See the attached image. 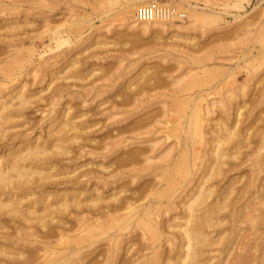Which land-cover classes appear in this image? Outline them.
I'll return each mask as SVG.
<instances>
[{"label": "rangeland", "instance_id": "374dc122", "mask_svg": "<svg viewBox=\"0 0 264 264\" xmlns=\"http://www.w3.org/2000/svg\"><path fill=\"white\" fill-rule=\"evenodd\" d=\"M127 1L0 0V101L11 89L28 100L8 109L14 114L10 119H5L8 110L0 112V159L5 161L14 150L20 153L22 143L16 135L28 134L44 149L39 157L45 158L41 166L47 169L42 186L33 194L27 191L20 206L46 197L44 204L65 205L51 213L53 220L40 202L33 203L24 217H1L0 249L5 247L12 255H44L40 242L46 232L48 241L67 242L46 254L59 264H106L111 253L118 261L124 259L127 246L133 249L147 240L142 238L143 225L119 229L123 218L118 213L123 210L102 217L98 224L83 225L87 229L80 236L74 234L82 228L75 225L79 217L96 218L99 214L92 211H102L126 196L135 204L153 205L160 230L158 235L145 230L144 237L156 239V251L173 254L178 251V227L187 215L183 203L211 164L213 130L222 121L231 124L234 106H240L239 128L251 125L243 141L247 146L240 151L260 145L264 150V0H155L185 15L155 20L158 31L141 30L146 22L136 18L137 7L148 1L137 3L133 16L122 11ZM186 2L197 7L194 24L185 22L193 18L185 10ZM130 19L135 21L128 24ZM54 27L67 43L45 52L49 42L45 32ZM27 49L33 55L25 54ZM61 84L65 91L57 96L54 89ZM201 93L205 97L192 106L191 99ZM224 98L231 101L222 103ZM62 115L75 127L60 131L62 124L55 126L53 118ZM195 117L203 136L194 139L193 154L186 153L193 170L169 192L172 195L163 196L159 182L169 164L183 155L177 140L185 139ZM63 134L67 138L59 142ZM174 172L170 168L167 173ZM250 174L251 166L244 162L204 182L212 185L213 195L228 197L227 206L216 214L219 223L205 229L212 238L203 247L205 262L218 264L229 247L235 252L240 242L251 240L250 264H263L264 221L252 228L235 222L231 213L233 205L246 204L253 193L239 189ZM260 194L254 201H264ZM38 216L47 221L46 227L38 225L33 238L22 235L34 230L26 225L36 224ZM62 230L68 237L59 236Z\"/></svg>", "mask_w": 264, "mask_h": 264}, {"label": "bare ground", "instance_id": "6f19581e", "mask_svg": "<svg viewBox=\"0 0 264 264\" xmlns=\"http://www.w3.org/2000/svg\"><path fill=\"white\" fill-rule=\"evenodd\" d=\"M137 7V9L143 5L152 2L153 0H130L125 3L122 8L123 13L130 14L137 3H143ZM181 1V0H176ZM155 2L159 7L168 10L165 14H152L149 17H144L141 19H137L143 22V25L140 27L141 30L145 31H158L159 27L156 24L155 20H170L169 18H174L173 16L184 18L185 15L180 12L175 13V9L170 6H164ZM188 12L193 17L192 19H186L185 22H193L199 18V13L196 11V8L191 5L189 2H186ZM200 8V7H199ZM185 13V12H184ZM129 15V16H130ZM237 16V15H235ZM201 17V16H200ZM134 19H130L128 24L134 22ZM142 23V22H141ZM149 23L151 26L147 29V24ZM140 24V23H139ZM160 24V23H159ZM45 35L48 39V45L45 46V52H50L53 48H57L59 45L63 44L67 41V38H64L61 35V30L58 28H50ZM41 36V35H40ZM67 43V42H66ZM53 44V45H52ZM25 54L31 56L33 55L32 49H27ZM43 55V54H42ZM64 81V80H62ZM65 85L61 84L55 87L54 93L58 95H63ZM142 88V87H141ZM144 89V88H143ZM142 89V90H143ZM9 95H7L4 99L0 101L1 111L10 109L11 106L18 105L24 106L28 100L24 97V94L20 91L15 93L14 89L9 90ZM204 94H199L194 99H191L192 106L198 105V102L204 98ZM13 98H17L15 102H12ZM231 99V98H230ZM222 103L230 102L226 98L221 99ZM236 112H234L235 118L232 120L231 124L228 125L225 121H222L217 125V128L213 130V134L215 135V145L209 153V156L212 157L211 164L206 168L203 176L201 177V181L190 195L186 197L185 202L183 203L184 209L183 211L187 212L186 219L183 224L178 227L177 230V238L178 244L177 248L173 254L169 253H161L160 251H156L155 240L152 238H145V230L149 232L155 231V234L158 235L160 230L159 226L155 225V221L158 218V214L153 211V205L150 202L135 204L134 201L131 200L130 196H126L124 199H118L115 203L108 204L102 211H92L94 215H98L96 218H92L91 216L79 217L76 220V226L82 227L79 232L75 233V236H80L81 232L85 231L87 228L85 226L95 225L99 223V220L104 216H110L116 214L119 210H123L118 213L123 218L122 227L119 228L121 230L132 229V226L141 228L143 225L145 230L142 232V238L147 240L146 242H141L136 247L131 249V245L127 246L124 251V259H120L118 261L117 255L112 254L105 258L106 264H146L145 260H150V264H154L160 262V264H210L208 261H204L201 259L202 252L204 250L203 247L209 245L212 241V238L208 235V232L205 230L207 228H211V226L219 223L218 215H216L221 209L227 206L228 197L222 193H218L213 195L212 185L204 186V182L213 177H218L224 171L228 172L232 169H235L238 165H241L244 162H248L251 166V174L248 175L242 182L239 189L243 190V193L246 192L247 188L253 190V193L250 195L248 202L244 205H233L231 209V213L234 214L235 222H244L251 226H256L257 224L264 221V201H254L255 198H258L261 194L264 193V150L260 151L263 145L260 147H249L246 151H240L242 146H247L243 144V141L247 139L248 128L240 129L239 123L241 122V112L240 106H234ZM13 110H8L7 117L10 119L14 114H12ZM194 112L199 111L197 108H193ZM55 120L54 125L57 127L59 125L62 126L60 131H63L66 127H75L72 125V122L66 117V115H62L61 118L54 117ZM191 120V117H190ZM189 130L185 132L184 140H177L178 145L183 151V155H181L178 159H175L173 163L169 164L168 170L164 172L163 179L159 182L160 187H163L161 191V195L165 196L169 192H174L176 187L183 181L189 177V174L193 170L194 162L190 159H187L186 153L193 154V142L197 139H201L203 136V132L201 130L202 125L197 118H194V124L188 125ZM189 133L192 134V138L189 136ZM18 141L22 143L21 151L16 152L11 151L8 153V157L5 161L0 159V220L1 217H5L6 215H19L24 217L26 215V210L33 208V203L40 202L42 206H44L43 211H46V215H49V218L53 220L51 213L58 210L65 209V205L61 204L59 206H51L52 203H46V198L39 199L36 202L29 203L27 206H20V201L22 198L29 195L30 192L33 194V190L35 188L42 186L40 182L43 176V171L47 169V167L41 166V162H45V158H40L39 154L44 149H39L40 145H34L33 141L29 140L28 134H17ZM59 138V142H64L67 138L66 134L61 135ZM195 139V140H194ZM196 140V141H197ZM13 144V143H11ZM190 144V145H189ZM188 146H191L188 148ZM227 146V147H226ZM58 148H61V145H57ZM19 149V148H18ZM23 150L25 152H23ZM254 153L253 158H250ZM186 157V158H185ZM184 158V159H183ZM180 159V160H179ZM225 165L228 166L225 169ZM103 167V166H102ZM46 168V169H45ZM175 170L173 174L167 173L169 169ZM167 169V168H166ZM263 174L261 175V173ZM244 175H240L239 178ZM206 178V179H204ZM231 183V181H230ZM159 187V188H160ZM227 189L233 191V188L230 184L227 185ZM255 188H257V195L254 194ZM260 190V191H259ZM30 191V192H27ZM3 195V198L1 196ZM169 195H172L169 193ZM213 197V199L208 202V198ZM251 199V200H250ZM90 204L94 203V200L89 201ZM253 204V206H251ZM30 212H34L33 210ZM38 222L36 224L26 225L23 224V227L29 228L33 227L34 230L24 231L22 235H27L29 238H33L36 230L38 229V225L40 228H44L47 225V221L43 219L42 216H38ZM85 225V226H83ZM170 226V225H168ZM166 226V229L169 228ZM211 232V231H210ZM59 236L68 237L66 234V230H62L59 233ZM153 234V233H151ZM50 235L48 233H43L42 237L44 238L43 242H40V248L43 249L44 255H23L22 252H16L15 255H12L13 252L6 251L5 247L0 249V264H59L56 261H52L49 259L46 254L55 249V247L59 245L66 244L65 241H48ZM216 236V235H215ZM214 240L213 242H215ZM235 244V240L231 243V247ZM253 249L251 245V240H245L240 242V245L237 247L235 252L231 250L229 247L226 250L225 257L219 260L218 264H250V254ZM79 250V249H78ZM78 250H75L78 252ZM231 250V251H229ZM149 252V253H148ZM151 253V254H150ZM77 253L73 254L76 255ZM83 257L77 258L79 262L83 261ZM143 262V263H142ZM264 264V262H263Z\"/></svg>", "mask_w": 264, "mask_h": 264}, {"label": "built area", "instance_id": "2783aa9c", "mask_svg": "<svg viewBox=\"0 0 264 264\" xmlns=\"http://www.w3.org/2000/svg\"><path fill=\"white\" fill-rule=\"evenodd\" d=\"M159 11L158 14H165L168 12V10L159 7L155 2H149L146 5H143L141 7H139L136 11V17L138 19L144 18V17H149L152 14L154 15L155 13H157Z\"/></svg>", "mask_w": 264, "mask_h": 264}]
</instances>
